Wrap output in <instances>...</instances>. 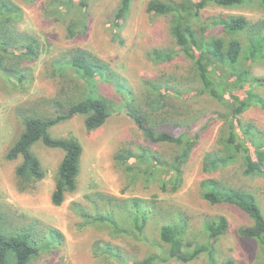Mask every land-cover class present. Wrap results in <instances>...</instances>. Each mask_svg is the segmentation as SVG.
I'll return each instance as SVG.
<instances>
[{"label":"rangeland","instance_id":"obj_1","mask_svg":"<svg viewBox=\"0 0 264 264\" xmlns=\"http://www.w3.org/2000/svg\"><path fill=\"white\" fill-rule=\"evenodd\" d=\"M10 1L22 10L17 30L35 35L39 42L35 58L14 57L17 69L13 70H23L27 76L22 84L13 70L12 73L0 72L1 229L7 234L28 232L35 240L39 251L28 264H135L165 248L159 237L160 226L179 219L183 220L184 239L193 241L202 251L191 261L171 259L153 264H210L209 251L218 264L228 260L232 264H256L260 255L257 242L239 232L252 228L253 219L232 205L207 202L202 197L201 182L214 178L227 187L251 192L264 215V176L244 175L241 158L210 172L202 169L204 155L221 147L217 141L221 121L213 113L220 106L211 97L183 91L191 84H182L180 79L191 81L192 75L169 34L170 16L153 17L145 10L148 0H132L122 26L117 28L112 26L111 20L120 0H87L88 28L84 34L69 38L66 28L70 17L55 14L50 9L52 0ZM78 1L73 0V3ZM222 14H241L255 21L264 19V8L258 0L232 8L208 4L199 10L197 19L192 18L199 38L214 35L245 43L243 35L225 33L219 26L212 29L207 26ZM81 49L99 58L110 72L105 78H99L98 74L95 78L98 94L110 100L111 114L100 127L91 131H86L81 115L60 121L49 129L52 137L73 136L82 147L77 188L65 195L61 205L54 206L50 197L63 151L35 143L31 150L45 170V176L24 190L19 188L14 174L20 160L8 161L4 154L18 138L23 116H53L58 110L52 100L64 103L78 96L79 89L87 92L81 82L75 84L77 79L72 68L64 66L68 57ZM153 50H171L173 55L170 59L154 60ZM242 54L237 64L239 69L235 71L247 69L249 77L264 79V63H248ZM218 63L233 67L228 60H218ZM111 79H117L130 91L131 108H138L146 116L145 129L173 138L187 130L198 135L181 167L182 183L177 190H170V173L156 164V160L169 161L179 145L148 141L142 127L125 112L121 104L125 99ZM247 86L246 83L244 87ZM253 90L264 97V85H256ZM155 102L162 103L161 107L156 108ZM240 119L264 132V111L257 105L251 104L240 114ZM123 149L134 153L144 149L151 156L150 161L134 163L131 158L122 165L114 156ZM161 180L166 181L165 189L160 187ZM108 198L116 204L113 208L116 222L124 226V233L116 234L110 225L83 216L85 213L94 215L96 210L104 211ZM134 198L152 208V216L142 235L122 211L125 204L131 206ZM220 216L227 219L228 226L223 235L213 239L208 235L206 223ZM53 233L58 234L57 240L51 236ZM6 261L15 263L11 251L7 252Z\"/></svg>","mask_w":264,"mask_h":264},{"label":"trees","instance_id":"obj_2","mask_svg":"<svg viewBox=\"0 0 264 264\" xmlns=\"http://www.w3.org/2000/svg\"><path fill=\"white\" fill-rule=\"evenodd\" d=\"M131 1H119L111 20L112 26L117 28L122 26L129 12ZM248 1L250 0H148L145 6L146 12L153 17L170 16L169 34L175 46L178 47L177 52L189 64V72L192 75L191 81H188V78L180 79L182 84H191V87L183 89V91H192L211 97L220 106V109L213 113L221 121L217 135V141L221 147L204 155L202 169L205 172L225 167L241 158L244 175L264 176V132L258 131L254 125L240 119V114L251 104L257 105L264 111V97L256 94V91L253 90L256 85L263 86L264 79L256 76L249 77L247 69L235 71L239 69L237 64L241 53L248 63H264V19L250 21L241 14H222L207 24L210 29L219 26L225 33L243 35L245 43L236 38L225 40L214 35L208 38H199L192 24V18L197 19L199 10L208 4L232 8ZM258 3L264 8V0H258ZM52 4L53 7L50 9L55 14L70 17L66 28L69 38L86 32L88 28L87 0H79L76 4L73 3V0H52ZM21 14L22 10L18 5L10 0H0V72L4 74L12 73L14 67L17 69V64L13 63L15 56L22 55L31 58L37 56L39 46L37 37L27 32H19L16 28ZM172 55L171 50H153L152 58L166 60L170 59ZM218 60H228L233 67H224L218 63ZM64 66L72 68L75 72L73 75L77 79L75 84L79 85L81 82L87 92L79 89L78 96L74 99H67L64 103L52 100L53 104H57L56 110H58L53 116H23L22 130L4 154V158L8 161L20 160L14 168V174L19 188L24 190L45 176V170L31 147L40 142L46 147L58 148L63 151V156L54 175V189L50 197L54 206L61 205L65 195L73 193L77 188L82 147L73 136L52 137L49 129L60 121L81 115L84 118L86 131H91L100 127L111 114L110 100L98 94V80L95 78L96 74L99 75V78H105L110 74L105 63L81 49L76 54L70 55ZM66 67L62 69H67ZM14 75L21 84L27 77L23 70H15ZM110 82L125 99L121 103L124 105L125 112L137 125L142 127L148 141L177 142L179 145V149L169 161L156 160V164L162 165L161 168H165L170 173V190H177L182 183L181 167L187 161L196 140H198V135L191 134L187 130L182 132L178 138H173L168 134L145 129L146 116L138 108H131L130 91L117 79H111ZM246 83L248 86L245 88ZM238 92L243 95L237 94ZM154 104L156 108L162 105L160 102ZM114 158L118 163L124 165L131 158L134 163H143L145 160L150 161L151 156L144 149L137 153L123 149L116 153ZM128 169L132 170V167L128 166ZM142 171L146 172V170ZM160 187L165 189L166 181L161 180ZM201 188L202 197L210 204H229L250 215L253 219V227L247 230L241 229L239 232L246 237L255 239L260 253L256 264H264V215L256 197L251 192L227 187L223 182L214 178L204 179L201 182ZM112 201V198H108L104 211L103 209L100 212L96 210L94 215L85 213L83 216L91 218V221L110 225L116 234L124 233L126 231L124 226L116 222L117 218L113 210L116 204ZM120 201L122 200L119 199ZM141 203L142 201L134 198L131 201V206L127 207L125 204L122 209L126 219L131 222L140 235L143 234L146 222L152 216V208ZM96 204L94 203V206L98 208ZM1 222L2 214L0 213V264H7L6 254L8 251L12 252L14 264H28L39 251L35 240L28 232L19 234L3 232ZM181 223H183L182 219L176 222L162 223L159 237L163 243L162 248H165L158 254H150L135 264H153L171 259L187 262L197 258L202 249L193 241L184 239ZM206 224L208 225V235L213 239L223 235L228 226L224 216L208 221ZM51 236L58 239L57 233H53ZM113 254L116 259H119L120 256L116 252ZM209 254V263L218 264L211 256V251ZM220 264H232V261L228 260Z\"/></svg>","mask_w":264,"mask_h":264}]
</instances>
